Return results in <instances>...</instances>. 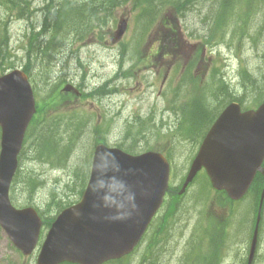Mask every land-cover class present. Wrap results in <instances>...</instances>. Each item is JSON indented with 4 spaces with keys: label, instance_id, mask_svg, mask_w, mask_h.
Returning <instances> with one entry per match:
<instances>
[{
    "label": "rangeland",
    "instance_id": "1",
    "mask_svg": "<svg viewBox=\"0 0 264 264\" xmlns=\"http://www.w3.org/2000/svg\"><path fill=\"white\" fill-rule=\"evenodd\" d=\"M47 1L0 0V75L26 71L38 103L10 197L17 208L38 210L46 225L43 233L62 209L80 200L87 182L81 169L88 161V175L95 143L133 153L167 152L172 184L179 189L211 115L214 121L234 98L249 108L263 100L264 0H234L223 9L221 0H158L153 19L141 17L145 11L137 0H123L115 8V20L99 25L96 36L91 32L80 39L83 34L73 32L53 43L46 35H34L44 30ZM122 19L128 29L116 43ZM170 31H180L182 49L161 48ZM68 83L82 92L80 99L64 92ZM51 95L60 99L57 104H51ZM192 103L210 116L199 115ZM83 121L87 128L80 129ZM190 123L206 130L199 137L181 135ZM50 133L56 135L54 155L41 149L46 145L42 137ZM60 134L73 146L66 164L56 162V156L65 155ZM47 145L51 152L53 146ZM208 181L200 174L181 199L163 209L164 232H149L136 253L111 264H181L184 236L188 242L202 240L205 264H246L257 212L253 193L240 203H225ZM261 225L254 264H264V221ZM208 239L215 252L219 248L215 263L207 255ZM38 253L39 248L24 256L0 226V264H36ZM213 254L212 249L211 258Z\"/></svg>",
    "mask_w": 264,
    "mask_h": 264
},
{
    "label": "water",
    "instance_id": "2",
    "mask_svg": "<svg viewBox=\"0 0 264 264\" xmlns=\"http://www.w3.org/2000/svg\"><path fill=\"white\" fill-rule=\"evenodd\" d=\"M126 30L119 27L117 38ZM71 87H66L69 91ZM36 112L28 76L16 69L0 77V224L25 255L37 246L42 220L34 208H15L10 186L18 168L27 127ZM264 101L243 111L232 102L205 136L181 193L205 168L216 190L242 199L257 173L264 176ZM170 166L163 154L130 155L104 144L96 147L82 200L56 218L41 247L37 264H103L130 254L141 241L168 189ZM264 187L252 239L254 259L262 219Z\"/></svg>",
    "mask_w": 264,
    "mask_h": 264
},
{
    "label": "trees",
    "instance_id": "3",
    "mask_svg": "<svg viewBox=\"0 0 264 264\" xmlns=\"http://www.w3.org/2000/svg\"><path fill=\"white\" fill-rule=\"evenodd\" d=\"M174 1V0H173ZM146 3H152L153 0H144ZM166 2H170L169 0H166ZM178 2V0L176 1ZM234 2V0H221L220 4H223L222 9L228 5H231V3ZM194 3L193 1L190 2V4ZM118 5V0H79V3H76L77 8L74 7L72 0H62L60 2H57L56 0H48L45 7L43 8V29H41L40 32L34 33V35L42 34L46 35L49 37V39L54 42V40L59 36V35H66L69 36L70 33L73 32H80L82 33V37L80 39H83L87 34H90V30L93 29V26L97 24L99 21H104L103 24L109 22V18L111 16V11L113 10L114 7ZM178 8H180L178 6ZM103 15V17H100ZM73 34H70L72 36ZM51 44V43H50ZM50 51L49 47L45 48V53L46 55ZM248 76V74L246 73ZM249 77V76H248ZM57 95H51L50 98L52 100L51 104H56L58 103L59 99L56 98ZM195 108L198 112L199 115L203 117H207L208 114L204 108H200L197 104L195 105ZM55 112L58 109H53ZM192 121H195L194 119ZM200 126H191V127H183V132L180 129V134L186 137L191 138L192 135H197L198 137L202 135L204 130L200 129ZM81 129V128H80ZM55 133H58V129H54ZM56 136V135H55ZM54 134H48L46 136L42 137V143H46V145H43V148L41 146V149L44 148L47 150L46 152L51 155H54L55 152L58 150L57 145H56V139H55ZM59 140L64 144L65 148V155H59L56 156L58 157V161H61L62 164H66L68 160V155L73 149V146L69 143V139L67 142H65L60 135H58ZM77 139V137H74V141ZM199 141L201 138L198 139ZM47 144H51L53 146V150L51 152L48 151ZM89 160V158H88ZM87 168H88V161L87 164L85 165V170L83 171V180H87ZM82 172V171H81ZM87 176V177H86ZM86 178V179H85ZM263 185V178L259 176L257 180L255 181L251 192L253 193L254 197V207H255V202H258L259 199V193L261 190V187ZM224 198L222 199L223 202H230L229 198L225 195V193H222ZM256 209V207H255ZM170 214L167 215V217ZM168 223V222H167ZM167 223H164L161 226V230L156 233V234H162L164 232V228L168 225ZM167 224V225H166ZM194 231V229H193ZM158 241L155 240V243ZM208 245L210 246V249L207 253L208 258L209 255L212 251V249L215 252V243L213 244L210 239L207 241ZM185 248L182 250V263L181 264H197L200 263V260L202 257V252H203V247H202V240L200 239L198 243L195 242H187L185 243ZM219 250V248H218ZM218 254V252H216ZM210 260V258H209ZM124 260H119L117 261L118 263H121Z\"/></svg>",
    "mask_w": 264,
    "mask_h": 264
},
{
    "label": "bare ground",
    "instance_id": "4",
    "mask_svg": "<svg viewBox=\"0 0 264 264\" xmlns=\"http://www.w3.org/2000/svg\"><path fill=\"white\" fill-rule=\"evenodd\" d=\"M98 1H102V0H98ZM72 3H73V5H74V7L75 8H77L78 6H76V3H79V0H72ZM79 127L82 129H84V128H87V123L86 122H81V123H79ZM58 159V157H56V162L58 161L57 160ZM86 160V159H85ZM81 171H84V167H83V169H81ZM193 233V232H192ZM221 235H220V239H221ZM188 237L186 238L185 236H184V238H183V240H184V243H187L188 242Z\"/></svg>",
    "mask_w": 264,
    "mask_h": 264
},
{
    "label": "flooded vegetation",
    "instance_id": "5",
    "mask_svg": "<svg viewBox=\"0 0 264 264\" xmlns=\"http://www.w3.org/2000/svg\"><path fill=\"white\" fill-rule=\"evenodd\" d=\"M165 49V48H164ZM180 49H182V48H180L179 46H176V47H174V48H172V49H170L171 51H178V50H180Z\"/></svg>",
    "mask_w": 264,
    "mask_h": 264
}]
</instances>
